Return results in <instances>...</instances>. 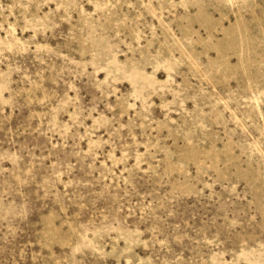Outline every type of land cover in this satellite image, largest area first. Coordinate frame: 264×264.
<instances>
[{
  "label": "rangeland",
  "instance_id": "1",
  "mask_svg": "<svg viewBox=\"0 0 264 264\" xmlns=\"http://www.w3.org/2000/svg\"><path fill=\"white\" fill-rule=\"evenodd\" d=\"M0 264H264V0H0Z\"/></svg>",
  "mask_w": 264,
  "mask_h": 264
}]
</instances>
